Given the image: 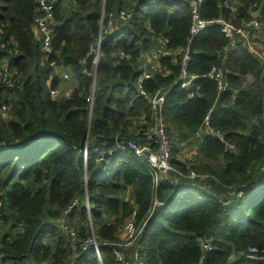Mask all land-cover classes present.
Returning a JSON list of instances; mask_svg holds the SVG:
<instances>
[{
  "label": "trees",
  "instance_id": "obj_1",
  "mask_svg": "<svg viewBox=\"0 0 264 264\" xmlns=\"http://www.w3.org/2000/svg\"><path fill=\"white\" fill-rule=\"evenodd\" d=\"M40 1L0 0V264H264L249 256L264 255V58L238 36L232 49L213 24L190 45L196 79L182 88L194 0H47L50 53L36 31ZM252 12L264 29V0L199 8L236 27ZM159 51L142 83L148 95L165 89L155 114L138 78L144 56ZM214 67L225 91L209 77ZM156 117L176 170L157 184L122 150L130 141L155 148ZM184 144L196 149L189 164L176 157ZM129 224L135 236L125 242Z\"/></svg>",
  "mask_w": 264,
  "mask_h": 264
},
{
  "label": "built area",
  "instance_id": "obj_2",
  "mask_svg": "<svg viewBox=\"0 0 264 264\" xmlns=\"http://www.w3.org/2000/svg\"><path fill=\"white\" fill-rule=\"evenodd\" d=\"M168 2L172 3L174 0H167ZM206 0H194L191 2V8H192V23L190 27V37L188 40L187 46L181 50L182 54V74L178 78V83L181 85L182 88H188L191 83L196 79L195 75L189 74L187 72V64L190 61L191 53H190V45L193 42V39L197 37L199 34H201L203 31H205L207 28L212 26L213 24L220 25L222 28L223 34L231 38V48L236 49L237 45L236 38L237 36L240 37L243 42L248 46V49L256 53L261 57L264 58V48L260 40V48H256L252 41H256L257 35H264V29L261 27V25L258 23L256 16L257 14L255 12H252L253 19L246 23L243 27H236L232 22L224 20L222 18L217 20H205L203 19L199 14V8L202 3H204ZM53 10L54 6L52 3L48 2L47 0H41L39 11L40 16L36 19V31L40 34V36L43 38V44H44V50L47 53H50L52 51V35H51V24L53 22ZM127 15L125 13L121 14L122 19H126ZM105 17L104 14L102 15V18L100 20V24L106 33L109 28L112 26V22L109 21L107 26H104ZM260 30H263L262 32H259ZM103 42V37H101L98 41V43L92 47V52L95 54V60L93 62V69L95 70L98 61L99 56L101 53V46ZM262 52V56L260 55V52ZM162 53V51L153 52V56H144L143 64L141 66L142 73L138 78V84H139V90L141 95L146 96L148 98V101L152 105V109L155 112V114L162 110L164 103H165V89H159L155 94L148 95L145 88L142 86V83L151 78V72L149 70V63L152 61L151 58H158V54ZM120 60H126L130 59L131 55L127 54L125 52L119 53ZM6 77V73H5ZM209 77L217 81L218 87L220 91H225L227 88V84L223 81V71L220 68L214 67L212 68L211 72L209 73ZM56 91H52V94H56ZM91 100L94 99L92 96L90 98ZM5 108H3L2 114L5 115L4 112ZM148 140L153 141V143L157 144L155 148H153L152 143H146V144H137L133 141H130L122 146V150L131 151L134 156L142 163L144 164L152 173L155 178L156 184L161 181L163 178H167L170 173H175L176 170L173 168L172 165V141L170 139L169 134L166 130V124L163 122L161 117H156V124L155 127L151 130V132L148 135ZM85 159H87V152H85ZM181 175V174H180ZM186 177H189L191 179H195L196 177H199V175L191 171L189 175ZM201 178L203 175L200 176ZM161 202L157 197H155L153 201V208L160 206ZM152 208V209H153ZM2 221V213H1V206H0V224ZM66 232L69 233V235L73 238H75V233L72 230H69L65 228ZM127 233L128 236L125 239V242L131 241L135 236V229L131 224L127 226ZM208 250H212V247L210 245L204 246ZM251 254L250 257L259 258L261 260H264V255H259V251L256 248L250 249ZM258 256V257H256ZM234 260V256L229 257L228 264H231V262Z\"/></svg>",
  "mask_w": 264,
  "mask_h": 264
},
{
  "label": "rangeland",
  "instance_id": "obj_3",
  "mask_svg": "<svg viewBox=\"0 0 264 264\" xmlns=\"http://www.w3.org/2000/svg\"><path fill=\"white\" fill-rule=\"evenodd\" d=\"M263 30H260L259 32H262ZM263 34L262 35H257V39L256 41H252V44L256 47V48H260V39L262 38ZM260 52V50H258ZM256 54V53H255ZM257 55V54H256ZM260 55L262 56V52H260ZM259 56V55H257ZM61 91L57 90V93L54 94V96H59ZM172 147H173V143H172ZM196 152V149L194 147H191V146H187L184 144V148L182 149V151L179 152V154L176 155L177 158H180L182 160H184L187 164L190 163L191 160H193L194 158V153ZM173 157V155H172ZM127 231V230H126ZM127 232H126V235L123 239H126L127 238Z\"/></svg>",
  "mask_w": 264,
  "mask_h": 264
}]
</instances>
